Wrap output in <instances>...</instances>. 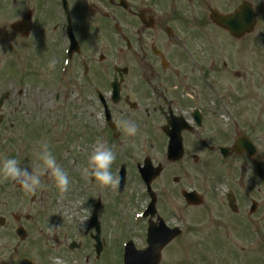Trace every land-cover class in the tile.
I'll return each mask as SVG.
<instances>
[{"label": "rangeland", "instance_id": "obj_1", "mask_svg": "<svg viewBox=\"0 0 264 264\" xmlns=\"http://www.w3.org/2000/svg\"><path fill=\"white\" fill-rule=\"evenodd\" d=\"M28 1L33 2V0H17L16 8H14L13 0H0V40H2L4 35H6L5 43L2 44L0 41V92L3 90H11L12 92L16 91V95L18 94L2 109L3 113L6 114L5 129L7 131L4 135L6 140H3V142L0 143V158L14 157L21 163L22 166L29 167L30 169L36 168L40 171L43 169V163L38 158L37 149L41 141H47L59 164L61 161L59 158L63 155L62 164L66 167V171L70 177V185L66 191H60V189L45 173L41 176L42 186L38 188V192L37 190L35 192H26L23 189L18 191L16 189V185H13L14 182L12 180L0 179V200L3 198L6 200L7 215V213H9L8 210H14L17 207L16 204L24 199L25 201L22 205L32 206L33 212H28L36 215L38 220V228L36 223L34 229V232H37V229L38 232L36 233V239L33 241V245L37 248L38 253L24 258L25 263L31 264L34 260H37V264H53V257L58 256L65 262V264L78 262V260L80 264H84V259L87 258L88 255L93 256V252H90L86 248L81 251H70L68 242L69 239L76 238L77 240H80L83 245L85 244L87 246L89 238L84 237L81 231L84 230L86 220L82 219L81 216L77 222L78 227L76 230L68 229L67 231H64L63 227L60 226V234H57V232H53L52 234L50 232L51 226L48 224L53 219L52 223L61 222V224L67 225V222L69 221V213H67L69 211L67 208L68 206L74 205L73 207H82L85 206V204L95 205L97 203V199L101 198L103 192L102 187L100 185H96L95 188L90 187L92 191L85 192L83 185L88 181H83L81 174L71 168L70 164L73 157L86 159V154L84 152L85 143L91 138H95L97 134L89 131V127L84 125V122H86L87 119L83 117L82 113L84 112L82 111L72 110L69 107V109H67L68 114L66 115H64L62 111L55 112L54 110H52L49 115H45L43 111L37 110L34 106L33 98L39 95L38 93L35 95L34 88L37 89L38 87H36V85L38 84L32 83L31 81L43 83L47 80V77L55 76L58 69L57 65L60 66L62 62V56L60 55L57 57L58 52L56 48V41H54L55 38L50 36L49 30L48 32L46 31L47 28H49V25L47 27L45 22H41L43 15L40 13L34 18L37 26L33 30L32 34H30L31 36L22 38L11 34L9 26L14 22V19L19 17L20 9L26 11L30 8L28 6ZM249 1H252L255 9L257 10L259 20L257 30L243 40L237 41L217 26L206 24L209 22L205 18V25H203V29H198L195 26L191 27V29L182 28L185 31H182L184 35H181L190 38L189 42L193 46V55H195L197 60L203 64L204 68L206 67L210 70L206 71V74L211 76L210 81L215 83V87H220L221 90L223 88V92L227 90L232 93L252 92L251 100H246L244 118L246 120H251L254 116H256L259 117L257 119L260 121H264V0ZM132 2V8L139 10L140 6L135 4L133 0ZM230 2H232V0H221L219 2H217V0H200L199 6L197 7H203L204 11H207V8H209V11L218 10L224 12L222 10H227L229 6L232 5ZM114 3L116 6V0H114ZM153 3L166 4L163 0H154ZM118 13L120 19L125 23V27H123L124 29L128 28V30L131 31L134 27L136 28L138 26V23L134 18H130L125 14L121 15L120 10ZM202 15L203 11L200 9L198 11V16L202 17ZM56 19L59 20V23L63 21L61 14H59ZM2 23H4V25L7 24L5 27L3 26L4 30L1 27ZM105 25L104 21L95 16L86 31L89 33L94 29ZM165 25L166 23L159 22L158 35L161 37L162 41L159 39L158 42L154 43V47L166 51L170 57L174 56L175 51L178 50L175 55V61L179 59L184 62L187 58V56L183 53L184 50L182 48L166 44V37L162 35V30ZM130 26H132V28ZM106 32L107 31L104 28L102 30L103 37H105ZM112 35L113 34H111V36ZM148 35L149 34L147 33L146 39L148 41L146 49L148 55H150L149 60L153 64L157 61V59L152 56L151 47L153 44ZM208 38H210L209 42H207ZM15 39L16 41H14ZM56 40L60 41V37ZM210 43L212 49L217 50L216 53L214 52L215 55L218 56V59H221L219 67L214 64L212 70L208 68L210 63H207L210 62L208 58L209 56H207L209 53ZM12 46L13 49L9 50L8 48H11ZM102 51L105 52V55L108 54L106 49H103ZM100 54H102L101 56H105L103 53ZM125 56L127 55L125 54ZM51 57H55L57 59V64L54 68L47 67V61ZM110 57L111 55L105 65H103L102 62L98 64V60H96L97 63L94 65L107 67L106 69L108 70L111 63ZM105 58L107 59V56H105ZM233 58H239L240 61H234ZM122 59L123 61L126 60L125 57ZM10 61L17 62V65L13 69L10 67ZM222 62L224 63L222 64ZM24 67H27L30 72L33 70V72H25L26 74H23V71H25ZM145 68H152L146 60ZM43 71H47V76L43 75ZM194 71L197 79H200L202 73L201 70L194 69ZM252 71L256 74L252 73ZM11 72L17 73L18 76L14 74L10 76ZM237 72H239L243 78L245 77L243 79L244 81L236 78L235 75ZM44 74H46V72ZM24 76L25 78L29 77V82L27 80L26 81L30 84V87L26 85L20 86L19 81L16 82L18 77ZM37 76L42 77L36 78ZM73 76L75 77L76 75L74 74ZM96 79L99 80L100 78L98 77ZM26 81H24V83ZM76 87L79 86H75L74 82L70 83L68 87L69 96L71 95V92L76 89ZM203 88L206 89V86L203 85ZM20 89H22L21 94L19 93ZM246 96L248 97L250 94H247ZM198 100L203 107L210 110V114L214 115L216 109L211 110L213 104L209 97L206 95L198 96ZM70 105L72 104L70 103ZM136 113L135 116L138 115V113ZM90 114L93 115V110L90 111ZM83 129H86L85 135H83ZM261 129L257 128V131H254L253 134L254 139L260 145L259 149L262 155L264 153V134L261 132H264V124ZM100 130H102L101 126ZM150 136L151 138H154L155 134L150 133ZM9 137H13L14 140L11 141ZM159 147L160 145H157L155 151H160L161 153L162 148L159 149ZM192 149L193 151L195 150V148ZM13 153H16V156L13 155ZM140 153L141 151H138V149L135 148L132 159L138 160ZM160 159L161 156L159 154L154 159V162L156 163V161H159ZM123 160L128 161V155L127 158H124ZM235 162L237 161L232 158L228 160L225 168L226 177L234 178L239 175V172L241 173V170L236 169ZM192 166L194 165L191 159H185L177 164L168 166L164 175L165 180L160 179L154 186L156 193L159 195L162 204H164V200H170L174 208H177L175 206L177 204V199L180 201L179 186H181L182 189L196 186L200 190L203 189L206 192H209L207 193L206 203L209 204L210 208L214 207V211L210 213L208 210L202 211L203 208L199 209V211H202L200 216L203 218L199 220L198 212H196L197 209L189 208V210L184 206L182 209H175L173 212L179 214L188 224L190 229H194L195 232L194 234L191 233L187 237L173 241V243H171V245L163 251L161 264H183L187 259H189L191 263L195 264H232L234 262L233 260L226 261L227 253H225L224 248L227 247L228 244H233V240L235 239H233V236H237L240 231L241 235L244 232L245 236H248L250 235V231L253 233L257 228L260 229L257 237L248 240L250 242L257 240V249L254 252L244 254L243 262L244 264H264V212H261L262 216L259 218L260 225L257 228L252 223L245 224L242 220H233L227 214H224L220 221L227 225L229 234L232 236H229L228 232L224 229L220 230V238L211 234L210 231L213 230H208V227L206 230L201 231L200 224L203 225V223H206L208 225L211 223L214 218L215 210H219L220 206H217L218 202L212 195L215 193L213 187L209 189L205 180L201 181L200 185H193L191 183L193 182L192 177L196 176V174L193 173L195 168ZM244 174V179L241 182V189H245L246 194H250L249 197H246L245 204L247 205L249 199L254 198L255 196H258L256 199H264V184H260L259 182L256 183L250 171H246ZM168 177L169 180L166 179ZM175 178L178 179V183L173 184V179ZM76 179H78V181H76ZM46 181L48 183L47 187L43 186ZM194 183L196 184V182ZM253 183H256V185ZM3 184H5L6 196H3ZM172 185L175 187V192L172 191L174 192V197L170 199L171 196L168 193L169 190H166V187L168 189ZM130 186L131 188L127 194L120 198L119 202H121V204L113 199H110L102 209L105 218L106 241L108 244V252L103 256L102 264H119V246L123 242L118 240L121 239L118 238L121 232L120 225L117 227L114 225V222L120 223L119 219H117L118 215H120L118 209H124V211H121V213H123L121 215L122 220L126 217L133 218V216H136L137 213L139 214L141 212L144 206L145 198L144 195L141 194L143 190L140 179H137L136 177L130 179ZM260 187H262V189L259 194L258 189ZM33 193L35 198L34 201L30 203ZM1 204L3 205L4 202ZM121 205L123 207H121ZM87 212L88 210L85 211V213ZM208 215L210 216L207 217ZM166 217L171 224L176 223L172 216ZM135 220L138 222V218ZM130 231H134L133 226ZM226 234L228 235V240L231 241L228 242L225 239ZM131 236H133L134 242L142 244V228L140 227V224L138 228H136L135 235ZM207 240L209 242L208 246L206 244ZM224 240H226V244L223 243ZM244 242H247V240H244ZM229 251L231 252L232 249ZM3 255L5 256L6 263H11L17 260V257L13 258L10 253H5ZM229 255L231 256V254ZM230 256H228V259H230ZM189 261H187V264H190ZM85 264L87 263L85 262ZM90 264H93L92 261Z\"/></svg>", "mask_w": 264, "mask_h": 264}, {"label": "clouds", "instance_id": "obj_2", "mask_svg": "<svg viewBox=\"0 0 264 264\" xmlns=\"http://www.w3.org/2000/svg\"><path fill=\"white\" fill-rule=\"evenodd\" d=\"M57 59L51 57L48 67L54 68ZM125 132L134 136L138 127L134 121L123 119L120 121ZM38 158L43 163V169L22 166L14 157L0 158V179H10L26 192H35L42 186L41 176L47 174L60 191H66L70 185V177L62 165L57 162L47 141H41L37 149ZM117 158L116 152L107 141L97 137L87 160V168L92 177L101 187H115L119 183V176L112 171V165ZM53 264H65L60 257H53Z\"/></svg>", "mask_w": 264, "mask_h": 264}, {"label": "water", "instance_id": "obj_3", "mask_svg": "<svg viewBox=\"0 0 264 264\" xmlns=\"http://www.w3.org/2000/svg\"><path fill=\"white\" fill-rule=\"evenodd\" d=\"M250 15L252 16L251 12H248L247 9H244L240 14H236L233 18L230 19L231 24L229 25L231 28L238 26L241 23L245 31H248L252 25L251 20H249ZM233 21V22H232ZM221 25H225V23L221 22ZM239 35V32H235ZM158 235H153V240L157 241ZM169 239V238H167ZM166 241V240H165ZM164 243V242H163ZM157 244L153 243L152 250H149V254L145 255L142 260V264H158L159 263V251L164 246V244Z\"/></svg>", "mask_w": 264, "mask_h": 264}, {"label": "flooded vegetation", "instance_id": "obj_4", "mask_svg": "<svg viewBox=\"0 0 264 264\" xmlns=\"http://www.w3.org/2000/svg\"><path fill=\"white\" fill-rule=\"evenodd\" d=\"M144 34H145V30H144ZM144 57L146 58V56H144ZM153 96H154V99L156 100V102L159 103V106L154 108V109L155 110L162 109V105L166 104L167 101L163 97L160 96V93L158 91H155ZM121 99H122V101H121ZM121 99H120V101H121L120 104H122L123 106H126L128 101H129V97L126 95L122 98V96H121ZM141 100L143 101V98H141ZM194 100L197 101L196 98H194ZM87 104L92 107V106L96 105V102L94 101V99H91V100H89V102Z\"/></svg>", "mask_w": 264, "mask_h": 264}]
</instances>
